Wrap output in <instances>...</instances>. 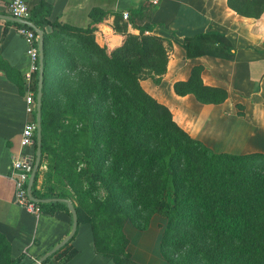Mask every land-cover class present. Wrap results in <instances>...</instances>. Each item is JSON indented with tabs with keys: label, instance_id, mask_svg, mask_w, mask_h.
Here are the masks:
<instances>
[{
	"label": "trees",
	"instance_id": "obj_1",
	"mask_svg": "<svg viewBox=\"0 0 264 264\" xmlns=\"http://www.w3.org/2000/svg\"><path fill=\"white\" fill-rule=\"evenodd\" d=\"M226 5L236 14L252 18V30H257L264 16V0H226ZM156 8L157 5L144 0L139 9L129 11L128 23L138 33L123 32L120 44L111 49L99 47L93 40L95 25L106 15L100 9H90V22L85 28L49 22L46 17L50 13V6L44 1H39L29 10L27 19L42 30L43 40L58 35L71 38L81 53L79 63L86 67L95 65L102 68L103 79H119L144 112L153 118L158 128L156 132L164 138V144L157 150L136 149L126 155L105 152L103 156H108L112 163L101 175L113 179L111 199L96 202L92 215H87L78 201L84 198L83 193L59 188L60 170L50 162L55 151L63 150L69 141L75 139L72 133L60 131L52 135L57 142L56 147L52 148L48 143V131L53 127L54 114L47 105L49 88L45 83V73L49 57L43 42L40 162L31 186L32 195L40 199H69L76 212L77 223L86 222L90 225L96 252L109 258L112 264H126L130 258L124 250L127 240L122 232L123 218L120 214L125 212L124 209L121 211L123 201L132 195L142 202L144 208L152 209L164 217L161 249L176 245L188 246L191 238H201L208 240L211 253L195 246L194 251L185 253V259L189 260L190 255H203V252H207L213 255L211 264H264V166L255 163H264V152H214L190 137L176 123L168 108L141 88V76L137 69L123 64L118 54L129 51V46L133 45L140 54L148 57L153 53L152 47H155L158 53L165 55V60L162 69L154 72V80L164 73L166 52L157 43L164 42L151 34L152 15ZM5 23L19 26L7 20ZM44 25L50 26L49 33H45ZM118 27L124 30V24ZM178 45L185 59L208 56L231 61L234 56L229 39L212 29L185 36ZM4 71L15 84L18 93L22 94V81L18 80V73L15 71L17 80H13L11 69L4 67ZM200 71L201 66H192L184 80L172 84L174 93L191 94L201 104L222 102L227 97L226 90L203 84ZM93 143L94 149L99 152L102 142L98 135ZM37 206L40 213L52 214L55 210H63L69 214L63 202L37 203ZM106 223L112 226V235L109 237L99 231V227ZM72 254L68 253L62 261ZM21 258V255L12 258L10 244L0 233V264H19Z\"/></svg>",
	"mask_w": 264,
	"mask_h": 264
},
{
	"label": "crops",
	"instance_id": "obj_2",
	"mask_svg": "<svg viewBox=\"0 0 264 264\" xmlns=\"http://www.w3.org/2000/svg\"><path fill=\"white\" fill-rule=\"evenodd\" d=\"M8 1L0 0V14L7 15L5 8ZM39 1L50 6L46 17L49 22L77 28H85L89 24L90 9L106 12L92 34L99 47L111 49L120 44L123 32L138 33L127 18L121 17V12L126 11L128 15L129 11L139 9L144 0H26L29 10ZM152 22L151 34L160 37L165 44L172 43L167 46L165 71L159 77L160 85L166 83L167 96L171 98L169 101L149 94L168 108L176 123L190 137L213 149L211 147L218 144L223 147L220 143L233 132L231 124H245L248 130L245 139L251 140L255 132L264 131V16L254 31V20L233 12L227 7L226 0H159ZM121 24H124V30H119ZM209 29L223 33L229 39L234 51L233 59L228 61L208 56L183 58L178 43L185 36ZM50 30L49 25H44L45 33ZM43 42L49 57L45 83L49 89L52 86L58 88L77 67L81 53L71 38L58 35ZM25 48L17 27L0 19V233L10 244L11 255L22 256L19 264H32L68 234L71 217L63 210L33 215L15 204L13 199L11 161L20 154L34 152L33 147H20L18 144L23 125L32 117L25 111V96L30 93L34 98V83L37 80V72L29 71L30 61ZM194 65L201 66L203 84L226 90L227 97L222 102L201 104L190 94L174 93L171 84L184 80ZM4 67L11 69L13 80H17L15 73H18L22 94L6 76ZM27 73L29 76L25 77ZM234 102L242 108L244 106L241 115L236 113ZM70 252H73L72 256L62 261ZM150 256L156 261L161 258L160 255H129L130 260L140 264H150L147 263ZM41 264L112 262L96 252L90 225L78 222L74 235Z\"/></svg>",
	"mask_w": 264,
	"mask_h": 264
},
{
	"label": "rangeland",
	"instance_id": "obj_3",
	"mask_svg": "<svg viewBox=\"0 0 264 264\" xmlns=\"http://www.w3.org/2000/svg\"><path fill=\"white\" fill-rule=\"evenodd\" d=\"M157 43L162 45L165 52L167 46L172 44ZM152 49L153 53L148 57L140 54L133 45L129 46V51L118 54L121 55L123 64L137 69L141 76L139 84L144 91L170 101L166 83L160 85L162 84L160 78L154 80V72L162 69L165 55L158 53L155 47ZM79 61L78 59L73 73L64 78L58 88L52 86L48 90L47 105L54 114L53 127L48 131V143L52 148L56 147L57 142L52 138L53 133L60 131L72 133L75 140L69 141L63 150L55 151L50 162L54 168L60 170V187H58L83 193L84 198L78 201L84 207L85 213L92 215L96 202L111 199L110 189L113 187V179L103 178L101 174L112 162L108 156H103L104 153L126 155L136 149L157 150L164 144V138L156 132L158 128L153 118L144 112L119 79H103L102 68L95 65L86 67ZM237 103L234 102L235 111L241 115L244 106L242 108ZM231 126L233 132L220 143L223 147L218 144L211 147L212 151L264 152V131L255 132L250 140L244 138L248 131L245 124L240 123L238 126L236 123ZM97 135L102 142L99 152L94 149L93 143ZM255 163L264 166L263 162L255 161ZM74 200L77 204V200ZM123 209L125 212L120 215L123 218L122 232L127 240L124 250L128 255H160L161 258L157 261L152 256L148 257L147 263L150 264H211L213 255L207 253H211L207 239L191 238L188 246L176 245L161 249L164 217L153 212L152 209L144 208L142 202L134 195L123 201L121 211ZM99 231H103L109 237L112 235V226L106 223L99 227ZM195 246L207 252H203V255H190L189 260L185 259V253L194 251ZM126 264L140 263L130 261L129 258Z\"/></svg>",
	"mask_w": 264,
	"mask_h": 264
},
{
	"label": "built area",
	"instance_id": "obj_4",
	"mask_svg": "<svg viewBox=\"0 0 264 264\" xmlns=\"http://www.w3.org/2000/svg\"><path fill=\"white\" fill-rule=\"evenodd\" d=\"M152 5H157L159 0H146ZM6 14L17 19L28 20L29 7L26 0H9L6 5ZM121 17L123 19L127 18V12H121ZM17 27L18 34L22 37L26 44L25 54L27 55L30 65L29 71L37 72V37L34 31L25 24L18 23ZM29 73L25 75L28 77ZM26 108L25 111L32 115V117L25 122L23 125L18 144L20 147H33L34 145V135H35V122H34V111H35V100L32 94H27L25 96ZM34 152L20 154L11 161L10 166V176L13 180L14 192L13 199L15 204L24 209L26 212L37 215L40 211L38 209L37 203L31 201L26 192V185L28 180V175L33 160Z\"/></svg>",
	"mask_w": 264,
	"mask_h": 264
},
{
	"label": "water",
	"instance_id": "obj_5",
	"mask_svg": "<svg viewBox=\"0 0 264 264\" xmlns=\"http://www.w3.org/2000/svg\"><path fill=\"white\" fill-rule=\"evenodd\" d=\"M0 19L8 20L14 23H22L30 27L36 37H37V82H36V92H35V111H34V122H35V135H34V155L33 160L31 163L27 185H26V192L28 198L33 201L34 203H47L53 201L63 202L66 205L67 211L71 217V226L68 234L63 237L58 243H56L49 251L45 252L41 255L36 261L32 264H41L47 257H49L52 253L62 247L73 235L77 225V218L76 212L71 201L67 198H37L32 195L31 186L34 180V175L38 168L40 162V140H41V128H40V105H41V88H42V81H43V37H42V30L37 28L32 22L29 20L24 19H17L9 15L0 14Z\"/></svg>",
	"mask_w": 264,
	"mask_h": 264
}]
</instances>
